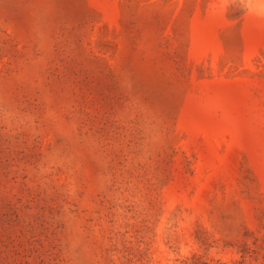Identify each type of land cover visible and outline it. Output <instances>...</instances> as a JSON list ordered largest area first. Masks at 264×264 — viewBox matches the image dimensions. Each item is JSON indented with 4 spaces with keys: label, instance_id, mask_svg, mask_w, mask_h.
Here are the masks:
<instances>
[{
    "label": "rangeland",
    "instance_id": "rangeland-1",
    "mask_svg": "<svg viewBox=\"0 0 264 264\" xmlns=\"http://www.w3.org/2000/svg\"><path fill=\"white\" fill-rule=\"evenodd\" d=\"M0 264H264V0H0Z\"/></svg>",
    "mask_w": 264,
    "mask_h": 264
}]
</instances>
